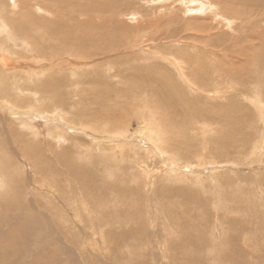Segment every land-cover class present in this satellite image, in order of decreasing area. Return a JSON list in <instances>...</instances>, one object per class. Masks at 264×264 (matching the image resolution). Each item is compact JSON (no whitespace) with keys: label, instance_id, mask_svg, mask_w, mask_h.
<instances>
[{"label":"rangeland","instance_id":"374dc122","mask_svg":"<svg viewBox=\"0 0 264 264\" xmlns=\"http://www.w3.org/2000/svg\"><path fill=\"white\" fill-rule=\"evenodd\" d=\"M112 1L5 0L8 15L30 12L39 27L42 19L63 26L46 36L32 28L36 56L15 45L26 56H11L14 69L0 67L18 78L13 97L0 94L7 264H35L47 252L54 259L46 264H264V72L253 64L264 51V0L237 1L255 19L244 32L239 18L191 19L184 3L166 10L155 0ZM4 43V53L13 50ZM30 74L52 87L20 83ZM87 88L110 94L87 99ZM22 95L29 101L13 103ZM171 97L177 110H195L192 120H182L184 109L173 125L161 118ZM161 105V117L147 113ZM143 112L160 136L154 146L141 129ZM52 153L78 171L68 174Z\"/></svg>","mask_w":264,"mask_h":264},{"label":"bare ground","instance_id":"6f19581e","mask_svg":"<svg viewBox=\"0 0 264 264\" xmlns=\"http://www.w3.org/2000/svg\"><path fill=\"white\" fill-rule=\"evenodd\" d=\"M150 1V0H149ZM153 1V0H152ZM156 1H158L159 2V4H163L164 3V6L162 7L163 9H166V10H168L169 8L171 9L172 7H173V5L174 4H176L177 2L178 3H181V4H185L186 5V11L188 10V11H190V12H195V14L194 15H192L190 18L191 19H195V18H197V17H199V16H197V14H201V13H206V15H207V13H212L214 16H218L221 20H223V21H226L227 23H229V25L231 24V21L233 20V19H240V27H241V32H244V27L245 26H247L250 22L252 23V21L253 20H255V19H253V17L252 16H250V18L252 19V21H249V20H251L249 17H248V14H247V12H244V11H241L240 9L242 8H240L239 7V3L237 2L238 0H233V1H231V0H218L217 2H212V1H210V0H188V1H184V0H155V2ZM214 1H216V0H214ZM110 2H112V5L114 6L115 5V1H112V0H110ZM146 2V1H145ZM151 2V1H150ZM149 2V3H150ZM243 2V1H242ZM253 2V1H252ZM166 3H167V5H166ZM247 3V2H246ZM258 3V2H257ZM109 4H111V3H109ZM148 4V3H147ZM5 5H6V3H5V0H0V33H3V35H0V67L1 68H3V69H10V68H12V69H14L15 68V65L13 64V61H12V55H14V54H17V55H19V56H26V54L24 53V51L23 50H21L20 48H17V49H15L14 48V46L15 47H21V48H23V49H26V48H31L32 49V47H31V44H30V41L29 40H34L33 39V33H32V28L35 30V29H38L37 30V32H43L44 34H43V36H46V35H52V34H54V33H56L57 32V30H59V29H61L63 26H62V24L61 23H56V22H54V21H52V20H49V21H47V20H41L42 21V23H43V25L41 26V27H39V26H37L36 24H37V19H35V17L33 16V14H30V12H27V15L26 16H18V17H13V14H11L10 13V15H8L7 14V10H6V8H4L5 7ZM156 6H158L157 4H155ZM176 5H178V4H176ZM248 5V4H247ZM246 5V6H247ZM250 5H251V3H250ZM149 6V5H148ZM172 6V7H171ZM243 7H245L244 5H242ZM153 7V6H152ZM181 8V7H180ZM246 8V7H245ZM163 11H165V10H163ZM246 11H248V10H246ZM250 11H252V10H250ZM162 11H160L159 13H161ZM170 12V11H169ZM137 13V12H136ZM135 12L134 13H132L133 14V16L136 14ZM158 13V14H159ZM163 13H165V12H163ZM188 13V12H187ZM169 14V13H168ZM190 14V13H189ZM211 14V15H212ZM228 14L230 15V16H228ZM154 15V14H153ZM17 16V15H16ZM140 16V15H139ZM139 16L137 17V18H139ZM172 16V18H173V15H171ZM254 16L256 17V13H254ZM135 18H136V16H135ZM171 18V19H172ZM175 18V17H174ZM148 19H146V21H147ZM256 20H257V18H256ZM145 21V22H146ZM259 22H263V20H258ZM224 23V22H223ZM257 24V22L255 23V25ZM226 25H228V24H226ZM259 25V24H258ZM124 31H125V29H124ZM4 36V37H3ZM72 40H74V43H76L77 42V44L78 45H80L81 43H86L85 42V40L86 39H82L81 37H75V36H72ZM3 39H5V40H9V42H11V49H13L12 51H10L9 53H8V51H7V53H4L5 51V48H6V44L4 43V41H3ZM40 39L42 40L43 38H39L38 39V42H40ZM36 42V41H35ZM7 43V42H6ZM102 43V44H101ZM101 43H99L100 44V48H103V47H105V48H108V46H107V43L105 42V41H102ZM99 44H95L96 46H99ZM261 44H263V43H261ZM260 44V45H261ZM264 45V44H263ZM8 49V48H7ZM6 49V50H7ZM38 49H40V48H38ZM263 49H264V46H263ZM261 50V49H260ZM32 51H33V53H34V50L32 49ZM245 51V50H244ZM262 51V50H261ZM34 56H36L35 55V53H34ZM70 56H73L71 53H69V54H65L64 56H63V58L65 59L66 57L68 58V57H70ZM254 56H256L255 54H254ZM75 57H77V56H75ZM241 57H244L247 61H248V57L244 54V53H242V55H241ZM10 58H12V59H10ZM71 59V58H70ZM254 59V60H253ZM253 59H251V60H253V61H255V62H253V64H254V68H256V66H262L261 68H263V70H262V72H261V74H263V72H264V51L262 52V53H260V51H259V53L257 54V56L256 57H254ZM16 62H18V61H16ZM47 62V61H46ZM22 64V63H21ZM23 64H24V62H23ZM16 66H19V64H17ZM250 67V66H249ZM260 68V69H261ZM32 69L35 71V72H40V70L42 69V67H40L39 65H32ZM257 70H258V67H257ZM253 71V70H252ZM3 72H5V71H3ZM33 72V71H32ZM14 74H16V73H14ZM18 74V73H17ZM33 74V73H32ZM32 74H30L29 76H27V77H24V78H22L21 79V82L20 83H24V86H26V85H31L33 88H34V90L35 91H49V87H52V85L49 83V78H47V79H36V78H34L33 76H32ZM12 75V74H11ZM202 75V74H201ZM5 75L2 73V71H0V82H3L2 83V85H1V87H0V94L1 93H3V94H5V95H12V94H14V89H15V84H16V81H17V77H15L16 75H14V76H9L8 78H5L4 77ZM23 77V76H22ZM202 78V77H201ZM8 79H11V81H10V83L8 82L7 83V81H9ZM4 80H6V81H4ZM39 80V81H38ZM23 81V82H22ZM56 81L58 82V80L56 79ZM94 82L95 83H98L99 81H98V79H95L94 80ZM28 83V84H27ZM23 86V85H22ZM18 87V86H17ZM21 87V86H20ZM168 88V87H167ZM18 89V88H17ZM32 89V88H31ZM110 90H109V88H106V89H101V90H97V88H94V89H89V88H87V89H83V91H82V96L83 97H86L87 99H102V98H104V97H106V96H108L109 94H110V92H109ZM18 92V91H17ZM11 93V94H10ZM44 94H41V95H43V96H46V97H48V98H51L50 96L52 95L55 99H58L59 98V96L58 95H56V94H50V93H46V92H43ZM258 93V92H257ZM2 95V94H1ZM184 95V94H183ZM23 96V95H22ZM3 97V96H2ZM12 97H13V95H12ZM3 99V98H2ZM60 101H61V99H59ZM6 101V100H5ZM27 101H29L26 97H16L15 99H14V102L13 103H15L16 105H24ZM183 100H181V102H182ZM9 102V101H8ZM55 103H57V102H55L54 101V104ZM174 103V104H173ZM175 103L176 102H174V99L171 97V98H169V100H168V102L167 103H165V105H167V109H168V114L169 115H167L166 117H161V115H159V113H158V111H161L163 108V106L161 105V106H159V107H157V108H154V109H150V112H149V110H147V109H145V110H147V113H150L151 115H154L155 116V114H156V116H158V118L159 117H161L162 119H166L167 121H169L168 123H171V125H173L172 123H176L177 121H178V118H179V116H180V114L178 113V112H182V110L184 109L185 110V112H187V114H183L182 116H183V121H185V120H192L193 119V117L195 116V113L196 112H194L193 110L191 111V112H188L187 110H186V108H183V109H181L180 111L179 110H177L176 108H175ZM7 104V103H6ZM177 104V103H176ZM7 106V105H6ZM185 106L186 107H189L187 104H185ZM9 107V106H8ZM124 107V106H123ZM223 108H225V106L223 107ZM9 109V108H8ZM221 109V108H220ZM219 109V110H220ZM221 110H223L224 111V109H221ZM142 111V110H141ZM230 111V110H229ZM18 113H20L19 111H18ZM56 113V112H55ZM144 114L141 116V122L143 123H141L142 124V127H141V129L143 130L142 132L143 133H145V134H149V135H151V138H149V141L152 143V145L151 146H154L153 145V138L152 137H154V138H156V140L155 141H158V142H156V143H159V140H157V139H159L160 138V136H158V135H155V134H157L156 133V131H155V133L152 131V123H151V121H148L147 119H146V117H145V113L146 112H143ZM154 113V114H153ZM229 113V112H228ZM15 114H17L16 113V111H15ZM53 114V113H52ZM220 114H222V112L220 111ZM224 114V113H223ZM39 115V114H38ZM56 115V114H55ZM59 116V115H58ZM178 116V117H177ZM139 117V116H138ZM150 117V116H149ZM220 117V116H219ZM229 117V116H228ZM156 118V117H155ZM157 118V119H158ZM227 118V117H226ZM49 119V118H48ZM61 119H64L62 122H64L65 124H67L65 121H67L68 120V117L67 116H61ZM149 119V118H148ZM169 119V120H168ZM180 120V119H179ZM181 121V120H180ZM182 121V122H183ZM22 122V121H21ZM230 122V121H229ZM234 122V121H233ZM70 124V123H69ZM23 125V124H22ZM168 125H170V124H168ZM25 126H27V125H25ZM64 127H65V125H63ZM77 126V125H76ZM57 127H59V126H57ZM56 127V128H57ZM110 126L109 125H106V127L105 128H109ZM30 128V127H29ZM34 128V127H33ZM81 128H82V131H84V132H86V128L87 127H84V126H81ZM169 128V127H168ZM28 129V128H27ZM88 129V128H87ZM140 129V128H139ZM163 129V128H162ZM166 129V128H165ZM153 130H154V128H153ZM225 130V129H224ZM235 130V129H234ZM32 131V130H31ZM59 131V130H58ZM241 131V130H240ZM33 132H34V130H33ZM121 132V131H120ZM120 132H118V133H116V135H115V138H117V137H119L120 136ZM166 132V131H165ZM233 132V131H232ZM235 133H236V131H234ZM242 132V131H241ZM35 133V132H34ZM105 133H109L108 131H106V132H104L103 134H105ZM163 133V132H162ZM230 133V132H229ZM239 133V132H238ZM31 134V133H30ZM37 134V133H36ZM234 134V133H233ZM232 134V135H233ZM237 134V133H236ZM32 135V134H31ZM110 135V134H109ZM126 135H128V134H126ZM130 135H132V134H130ZM61 136V135H60ZM103 136V135H102ZM112 138H114V136L113 135H110ZM123 136V135H122ZM240 136H242V135H240ZM31 137V136H30ZM166 137V136H165ZM242 138H243V136H242ZM241 138V139H242ZM33 139H34V135H33ZM122 139H125V135L122 137ZM232 139L233 138H231V141H232ZM98 140V139H97ZM133 140V139H132ZM136 140V139H135ZM235 140H236V138H235ZM237 140H238V137H237ZM236 140V141H237ZM240 140V139H239ZM142 141V140H141ZM154 141V142H155ZM233 141H234V139H233ZM232 141V142H233ZM134 142V141H133ZM144 142V141H143ZM146 142H147V140H146ZM27 143H30L31 144V146H34V147H36L33 143H32V141H27ZM155 143V144H156ZM162 143H163V141H162ZM145 144V143H144ZM150 145V144H149ZM150 146V147H151ZM260 147H261V145H259ZM159 147V146H158ZM147 148V147H146ZM157 148V147H156ZM155 148V149H156ZM262 148V147H261ZM159 149H161L160 147H159ZM158 149V150H159ZM88 150V149H87ZM87 150H81V151H79V152H82V153H84V154H86L87 153ZM144 150V149H143ZM153 150V149H152ZM157 151V150H156ZM156 151H155V154H156ZM28 153L30 152V149H29V151H27ZM136 152V151H135ZM152 153V152H151ZM26 154V153H25ZM83 154V155H84ZM137 154V153H136ZM34 155V154H33ZM32 155V156H33ZM161 155V154H160ZM25 156V155H24ZM35 156H37L36 158V160H38V154L37 155H35ZM52 156L54 157V160H57V162L60 164V166H62L64 169H66V172L68 173V174H74L76 171H78V168H79V166L77 165V163H74V162H72L70 159H69V161L67 162V164L65 163V161H64V159H62L61 157H60V155L59 154H53L52 153ZM158 156V155H157ZM39 157H41V156H39ZM102 157V156H101ZM106 157V156H105ZM110 158V157H109ZM99 159V158H98ZM35 160V159H34ZM88 160V159H87ZM102 160V159H101ZM174 160V159H173ZM96 161H97V159H96ZM102 162V161H101ZM41 163V162H40ZM47 163V162H46ZM105 164V163H104ZM117 164V163H116ZM30 165H31V167L34 169V174H37L36 172V166H35V164H34V166H32V164H31V162H30ZM115 165V164H114ZM106 166V165H105ZM118 167V166H117ZM38 168V167H37ZM172 168V167H171ZM178 168V167H177ZM111 170V169H110ZM220 174V173H219ZM34 186L36 185L37 186V184H36V180H34ZM53 182V181H52ZM44 183H42L41 185H43ZM40 185V186H41ZM8 191V190H7ZM37 191H41V189H38ZM44 192V191H43ZM197 192V191H196ZM37 193V192H36ZM28 194V193H27ZM42 194V193H41ZM49 198H50V196H49V194H47V193H45ZM82 196H83V194H82ZM85 196V195H84ZM25 197V196H24ZM35 203V202H34ZM42 206V205H41ZM43 207H45L44 205H43ZM32 210V209H31ZM40 210H43V209H41L40 208ZM47 210V209H46ZM34 211V210H33ZM27 212V211H26ZM26 212H24V213H26ZM45 213V212H44ZM27 214H29L28 212H27ZM25 215V214H24ZM20 217V216H19ZM22 217V216H21ZM27 217V216H26ZM32 218V217H31ZM24 219V218H23ZM40 219V218H39ZM42 219V218H41ZM20 220V219H19ZM47 221V220H46ZM163 222V221H162ZM21 223H23V222H21ZM29 223H31V222H29ZM46 223V222H45ZM40 224V223H39ZM22 225V224H21ZM24 225V224H23ZM31 224H29L28 226H30ZM37 225V224H36ZM44 225V224H43ZM24 226H27V224L26 225H24ZM28 226H27V228H28ZM33 225H31V227H32ZM40 226H42L41 224H40ZM30 227V228H31ZM38 227V226H37ZM36 227V228H37ZM29 228V229H30ZM28 229V230H29ZM32 229V228H31ZM35 230V229H34ZM27 231H25L24 233H26ZM35 232V231H34ZM34 232H32V234L34 233ZM39 232L41 233L42 231H40L39 230ZM15 233V232H14ZM29 233V232H28ZM11 234V233H10ZM30 234V233H29ZM28 234V235H29ZM35 234H36V232H35ZM35 234H33V236L34 237H37V235H35ZM20 235V234H19ZM8 236V235H7ZM32 236V235H31ZM4 237V236H3ZM13 237V236H12ZM11 237V238H12ZM23 237V236H22ZM10 238V239H11ZM9 239V240H10ZM14 239V238H13ZM39 241H41V239H39V238H37ZM36 239V241H38ZM12 240V239H11ZM34 240V239H33ZM38 241V242H39ZM28 242V241H27ZM41 243H42V241H41ZM45 243V242H44ZM27 244V243H26ZM30 245V244H29ZM44 245V244H43ZM25 246V245H24ZM28 246V245H27ZM26 247V246H25ZM24 247V248H25ZM30 247H31V245H30ZM29 247V248H30ZM35 248V247H34ZM53 249V248H52ZM9 250V249H8ZM12 250V249H11ZM14 250H16L17 252L19 251L18 249H14ZM37 250V249H36ZM7 251V239H5V240H0V264H7V254H8V252H6ZM15 251V252H16ZM21 251V250H20ZM44 251V250H43ZM29 252H30V250H29ZM7 253V254H6ZM28 253V252H27ZM33 253V252H32ZM41 254V253H40ZM16 255V254H15ZM35 255V254H34ZM54 254H52L51 256H50V254H49V252H47V253H45L44 255H43V258L40 260V261H36L35 262V264H46V262H48L49 263V256L50 257H52L51 259H54V256H53ZM47 256H48V259H47ZM29 257V256H28ZM35 257V256H34ZM28 261V260H27ZM51 262V261H50ZM52 263V262H51Z\"/></svg>","mask_w":264,"mask_h":264}]
</instances>
